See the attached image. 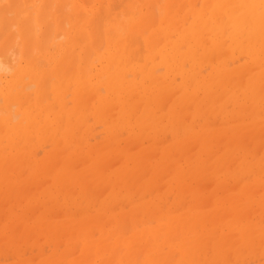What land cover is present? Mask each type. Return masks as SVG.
<instances>
[{"label":"bare ground","instance_id":"1","mask_svg":"<svg viewBox=\"0 0 264 264\" xmlns=\"http://www.w3.org/2000/svg\"><path fill=\"white\" fill-rule=\"evenodd\" d=\"M95 1H98V2H101L104 4V14H102V16H100V13H96V15H95V13L90 10V12H92L91 17H90V14L84 13L87 11H83V10H85L84 8H86V7L92 8V4ZM120 1L125 2L126 0L125 1L120 0ZM198 1L199 0H167V2L165 3V5L163 7V10H160L159 17H161V18L158 19L157 16L154 15L153 13L151 15V12H152L151 10L153 9V7L151 5H149V3H145V4L141 5V4H138V0H130L129 3L127 0V3L125 4V6H122L120 8L121 10H124V11H121V12H123L122 15H125L127 13V18L125 20L123 18V20H124L123 21V20H120L122 18L119 19V16L120 17H122V16L119 15L118 12L116 13L118 5H117L116 10H115L114 0H0V129L2 130V134H3L2 137L0 135V139L2 138V142H3L4 138H5V140H8L9 143L14 142L15 143V144L13 143L14 146L10 147V149L15 148L16 145L20 144L21 140L26 139V138L23 139L22 137H24L25 135L27 136V134L31 133L32 131H33L32 132V134H33L35 131L38 130L37 128L41 127L45 132L48 130V127H49V129H51V127L48 126L49 123H51V122L52 123L55 122V124H53V126H52L53 128L56 127V125H58V128H63L65 126H66V128H70L67 125L69 124L68 122H70V119H71V123L69 126H71L72 124L76 125V126L72 125L73 127L71 126V128L69 129V133H68V131L64 132V136L61 139L62 140L64 139L65 142H67L68 140H66V136L70 137V135H71V137L73 139L67 138V139H70V141L72 140L71 142L68 141L70 143V146L68 148L69 149H72L70 147H73V148L77 147V148L75 150L74 149H72V150L68 149V151H71V152L67 153L68 157L67 158L65 157L66 159H64V158L62 159V157H64V156L58 155L59 157L62 156L60 158L57 157L59 160H61V161L63 160V162H61L62 166L60 165V167L59 166L53 167L51 169V171H53V172H51V174L54 176L55 174H53V173H55V171H57V174H60L61 171H62V173L60 176H58L57 174L55 175L59 179H57L56 177H53V176H52L53 178L49 177V179L52 180V182H56V181L59 182V180L61 182V180H62V182L64 183V181L67 182V179H66L67 177H69V178L71 177L72 179L74 178L73 181H75V180H77L76 178L80 177L79 171L81 169H85V168L91 169V170L93 169L92 171L95 170V173L98 174L99 173L98 172V170H99L98 166H96L95 168L94 167L90 168L91 165L87 164L89 166V167H87V165L85 164V162H86L85 160L89 161V159L92 158V155L90 152H89L90 153L89 156H91V157H88L86 155L83 156V154H82V158L83 157L85 158V159H83V161H85V162H83L82 165L84 166V164H85L86 167L85 166H84V168H83V166H82V168L80 167L81 169L78 170V173H76V172L74 173L72 171L70 165L73 162L71 163L69 161L71 159H68L69 156L70 157H72L73 155L77 156V153L80 151H83V153L85 152L84 149L79 150L80 148H82L80 146L81 145L84 146V144L80 143L81 142L80 140H82V139L79 140V137H78L79 133L78 132H80V135H82L81 133L84 131L86 132L88 128H86V127L83 128V125H85V124H81L82 127H79L78 129L83 128L85 130L84 131H83V129L80 131L77 130L75 133L76 137H75L73 131H75L74 129H77L76 127H77V124L79 123V121L81 122L83 118H86L88 120V118L91 117V116L87 117V115H90V113L88 114L87 112H85L88 110L90 112H92V110L89 109L90 106L89 107L87 106V108H86V106H84V105H87V104L92 105L94 103L95 106L94 105H92V106L96 110H94L91 106V108L93 109V112L95 111L94 114H96V112L102 113V115H99L101 118L98 116L99 117L98 122L100 120V124L103 123L104 118L105 119H106V117L111 118L114 111L113 112L111 111L112 113H110L108 115L107 114L108 110L109 111H110V109L113 110L116 107V109H118V110L117 111L115 110V113L113 115V119L115 121L112 119L113 120V121L111 120L112 124H113V122H116V120H118L117 122H119V125H121L120 122L122 120L123 122H125L123 127H125V125L127 123V124H129L127 126L130 127V130H134L135 128H137L138 135H137V132L136 133L134 132L136 135L135 138H137V137L139 138V136H141V135H139V133L141 134V131H140L141 129L143 130V135H145V134L147 135L148 131L151 132V134H153V133L159 131V129H160V131H164L163 128L165 127L166 124H169V127L165 128L166 132L169 131L170 133H172V131H174L176 133V132L181 131V133H178V134L174 133V135H176V142L178 143L177 148H171V147L169 148V146H166V145L161 146V148H157L158 150L156 152H154L155 154H157L155 156V158H156L155 160H154V158H152L153 157L152 155L149 156L150 158L153 159L152 162L155 161V162H153L154 165H151L152 163L149 161L151 159L148 157V155H145L144 151H143L144 154L140 155L139 152H142L141 150H143V149H141L139 147V145H137L138 149L136 147V149L138 150V151H136L137 153L134 152L133 154H132L133 151L131 153H130V151L129 152L126 151L127 152V154H126L125 150L119 149L122 151L120 153H122V154L124 153L125 156L122 157V155L119 153L120 156L117 158H119L121 161H123L124 165L118 159V161L121 162L120 166H122V167L119 166V169L118 170L116 169V172L118 171L117 173L115 171H114V173H112V172L111 173H112V176L116 175V177L113 176V178H115V180L117 178V180L119 181V179H120V181L117 182V180L115 181L114 179L110 178V182H108L107 179L105 181L103 179V181L101 183H106V184H104V186L109 185V184H107V182L112 184L111 180H114L115 182H117V184L114 181H113L114 182L113 184L118 185V186L120 185V187L115 186L113 184H112V186L121 188L122 187L121 184L125 183L124 177L129 176L128 177L129 179L126 178V179H128V180H126V183L129 182V183H127V188L129 187V189H130V187H132V185L134 184L132 177L134 179L136 177V175L140 176V174H138V173H141L140 171H142V169L147 170L146 172H147L149 178L151 179V177H152L153 179H151V180H153V181H158L160 178L159 177L160 174H161V176L163 174L167 175L168 170H169L170 175L168 174L166 178L168 179L169 176H171V177L173 176L171 180L170 179L166 180L168 182L169 187L172 186L170 181H172L173 184L176 183L174 185L178 186L179 185L178 183L181 182L180 181L181 179H179L178 181H174L173 179H175V180L178 179L183 168L180 167L181 165L179 163H177L178 161H176V162L173 161L174 156H168V154L170 151H173V149L175 151L177 150V153H181L182 151L187 150L188 146L190 148V144H195V142H197V143L199 142V150L197 149V151L195 153V157L192 160L189 158H184V160H185L184 163L186 162V160L187 161L189 160L188 164H185V165H187V169L189 168L190 173H192V172L194 173L193 175L196 178H198V179L200 178V180H201V178L202 179L207 178L206 173H207L208 169H211L210 172L212 171V175L214 177L212 176L210 178L213 180V183H214V181L218 182V180H219V182L216 184L218 187V184L221 185L223 183V181L224 182L227 181L226 179H228L229 177H233V178H229V180L234 179L233 181L234 182L237 181L236 183L239 186L241 185L242 180H244L243 179L244 177L246 178V177L250 176L248 178H250V179L253 178V181H254V178H257L258 177L257 175H259V174L260 175L262 174L261 176L264 177V153H261L264 151H260L257 148H256L257 149L256 150L255 149L256 145L253 147V149H251V151L250 150H244L245 148H243L241 146L242 144L240 142L241 145L235 144L234 147L230 146L231 148H233V152H232V150H230L231 149L230 147H227V149L230 148L229 150L231 151V153L229 152V150L228 151L226 150L227 152L223 153V151H222L221 152L222 154H215V152L211 149V145H212V142H214L213 139H215V136L217 134L216 129L212 133L210 132L211 134H210L209 138H211V139L213 138L212 139L213 141H212L211 139H209L207 137H205V138L203 137L204 138L203 139V138H201L202 136L201 137L196 136L199 133H197L196 135H193V132L188 128V126L184 127V126H182L183 125L182 123H181L182 124L181 125V124H179L180 122L177 121V119H180V114H181V118H182L180 121H183L184 116L188 115L187 117L190 118L189 116L192 115V117H193L196 115V113L199 114L202 111L205 112L202 116V118L204 117V119H205L206 116H204V115H206L209 112L211 114L213 111L219 112V109L224 108V106L226 105V102L228 101V102H230V104L228 103V105L230 107L232 106L231 107L232 111H230V113H232V114L234 113V116H236L237 119H240V121H241V120L245 119L246 117L249 118V119L246 118V120H248V121H246V120L245 121L247 122V125L249 124L248 125L249 127L252 125L253 129H250V131H251V133L253 132V135L255 133H257V131L261 130L260 127H264V125H261V124H264V121H261L260 124H258V127H256L257 124H255L257 121L254 122V120H256V119H258V122H259L260 119L262 117H264V115H262L264 113H260L262 108H264V107H262V104H264V0H200L199 6H197ZM176 3L178 4L179 11L183 10V13L180 11V13H182L183 16L180 13H177V14H179V16H177L175 18L174 15H176V12L178 11V7H176L177 11L175 10L173 12L172 10H174ZM115 4H117L116 1H115ZM180 8H182V9H180ZM33 14H35L34 15V21L41 20V25L37 24L39 27L38 29L41 30L40 34H38L39 30L37 29V27H33L34 26L33 24L31 26V22L33 20L32 19ZM85 14L88 15V17ZM92 15H94V16H92ZM180 15H181V18H180ZM98 16H100V17L98 18ZM151 16L153 18H155L156 21L158 20L157 23L155 20H153L151 18ZM100 18H101V21L105 23L104 25H107V27L104 29H101L96 24V23H98ZM149 19H150V21H149ZM146 21H147L148 25L150 26V29H148V32H147V30H144L143 32L139 33V29H140L141 25L143 23H145ZM154 21H155V23H154ZM152 23H154V24H152ZM49 25H50V27H49ZM88 27H90V29L91 30L93 29V30L92 31L90 29L88 30ZM114 30H116L118 32L112 35L111 31H114ZM145 32H147V34H145ZM175 34H176V37L171 40V37L174 36ZM108 38H110V39H108ZM159 38L162 39V41ZM141 42L143 43V45L141 44ZM162 42H165V43H163L161 45V47L158 48V46L156 44H159ZM82 44L86 45L87 47L83 45L84 48L81 51V55L82 54L83 55L82 56L80 54L79 55L81 58H83L85 60L82 59L83 60L82 61L80 59V61H82V63H80V61L78 63H76L77 61L75 59L77 57H75V55L77 54L76 53L77 49H80L82 47ZM140 45L144 46V50H141L143 47L140 48L141 47ZM166 45L169 46L170 52H168L169 49L167 48ZM145 47H146V49H145ZM181 47H183V49L184 48L185 49L187 48V49L186 50L184 49L185 51L182 52ZM137 48H139L140 54L142 52H145V51L148 53L147 56L145 57L144 63H142L141 65L136 64V60H137L136 57H138V54L135 55V53L138 52V51H136ZM165 49H167V51ZM179 49L182 53L179 52ZM164 50L166 52H164ZM87 51H89V54H90V52L92 54L96 53L97 54L96 58H98L101 61L106 63L105 65L107 67L102 68L101 67L102 63H99L100 60H96V62H95V63H98L99 64L98 66H100L102 68L103 76L104 75L106 76V79L102 80V83L105 86L106 91H107L106 93L110 94L112 96V98H114L115 102L111 101L112 98L107 99L108 95L102 96L98 92H96L95 86L98 85L99 83L98 82L95 83V82L91 81L93 74L91 75V74L87 73V75H89V76H87L85 74V66H83V64L85 65V64L89 63L88 59L90 58V55H91V54L89 55ZM197 51H198V53H197ZM226 51H227V53H226ZM234 51H235V54H236V51L237 52L239 51L238 52L239 54L237 53V55H241V56L244 55L242 53L246 52L245 55L247 56L249 61H247V58H246L245 62H243L241 60L243 63L239 60L238 63L239 62H241V63L238 64V66H237V62L233 63L238 59L237 55H236V57H235V54L232 56ZM156 52L162 56L163 60H160V62L163 61L166 68H168L167 70H169V68H171V70H173L172 67L174 65L176 70H178L181 73V75H180V73H179V75L183 79L190 78L189 80L192 82H195V84L197 86H195L194 83H193L194 85H192L191 82L188 81L189 89H190L191 85L194 88L191 87L190 90H186L185 88H187L188 86L186 85V87H185V85H184L185 81H182L183 79H181V81L183 83L180 80H179L180 82H177L178 77L176 78L177 84H175V82H174L175 85L172 86L171 82L173 83V80H175L174 77H176V75L174 73L172 74V75H175V76H172L173 80L167 79L168 81L165 82L163 75H161L159 77H161L160 79H162V78L163 79L158 81L159 77L156 79V77L154 76V73H153V67H155V66H153V63H154L153 60H155L153 57H156L154 55ZM179 53H181V56L186 57V61L191 60L194 62L197 59V57L207 59V61L210 64L206 60H203L204 62H202L201 64L206 62V64H205L206 67H207V64L209 65V67L213 65V69H212V67L210 69H209V67L207 68L208 71L212 70L211 73H213V74L208 72L209 74H207L208 75V77H207L206 72H203V70L205 71L206 68L203 69L204 67L202 68L201 67L202 65H200V63H196L198 65L197 71L200 68L199 71L202 75L205 73V75L207 77L206 80L202 79V78H204L205 75L202 77L200 76L199 79L197 78L200 75L198 73L199 71L198 72L196 71V74H198V76H196V75L191 76V75H194V72L191 75L182 74L183 73V71L181 72V69H183L182 64H181V62H179V59L177 58V55H176ZM223 54L226 56L228 54L227 59L231 55V57H233L234 61L232 62L230 59H228L229 62H226ZM83 56H85V57H83ZM88 56H89V58H88ZM208 56H209V58H208ZM139 57H140V59L142 58L141 56H139ZM139 57H138V59H139ZM213 57H214L213 63L215 62V64L212 63V65H211L210 59L211 58L213 59ZM199 58L196 61L202 60ZM235 58H237V59L235 60ZM140 59L138 61H140ZM85 61H87V62H85ZM230 62L232 65L236 64L235 67L232 68L231 67L232 65L230 64V68L229 67L227 68V66H229V64H227V63H230ZM69 64H70V67H69ZM72 64L75 67L74 72H72V69H71V66L73 67ZM186 64H187V62H186ZM90 65L93 66L94 64L92 63ZM158 66H161V64L156 65L155 68L157 69ZM191 66H193V65H191ZM66 68H68V69H66ZM155 68H154V70H156ZM175 68H174V71H175ZM69 69H70L69 76H72V75L73 76L70 78H67L65 76V74L67 71H69ZM191 69H194V68L191 67ZM191 69H189V70H191ZM201 69H203V70L201 71ZM157 70H159V69H157ZM171 70H169V74H171ZM192 71H194V70H192ZM175 73L177 74L176 71H175ZM129 74H133L134 76H136L135 78L140 77L139 78L140 83H141V79H142V82H146L145 79L147 78V80H148L147 83L148 84L150 82L152 83V89L150 90L149 88L151 86L148 88V85H147L146 86L147 89L144 88V89L139 90L138 88L140 86L139 87H136V86L141 85L142 83L138 84L137 81H134L135 80L134 77H132L134 80H127V75H129ZM210 74L212 76L211 78H209ZM100 77H102V76H100ZM165 77L166 78L170 77V76L168 77V72H167V75H165ZM186 77H188V78H186ZM208 78H209V80H207ZM25 79L28 80V82L27 81L24 82ZM143 79H144V81H143ZM168 82H170V83H168ZM186 82H187V80H186ZM188 83H186V84H188ZM225 85H227L228 88L231 85V88H229V90H227L228 88L225 87ZM32 86L34 89L28 90L29 88H32ZM100 86L101 85L97 86V88L99 87L98 89L102 91V87L100 89ZM174 86L176 89H179L178 90L179 93H178V91L176 92ZM182 87L184 89H181ZM195 88L197 89L196 90L197 92L199 91L198 88H200L201 91H199V92L201 94H203L201 101H198V99L196 100V98L198 97V96L196 97V95H198V94H196ZM215 88L218 90H216ZM68 91L70 93H73V95H74L71 98V99L75 100V102H73V104L75 105V103L77 102L75 105L74 111H72L73 112L72 114H71L70 107L68 108V109H70V112L67 109H65L67 107L65 105L66 104L65 102H68V101H66V99H63L66 97V95H67L66 92H68ZM174 91L178 96L174 93ZM193 91L195 92V94ZM47 93L52 95V98L54 99V101L51 100L52 103L55 102L53 104H55L56 106L59 105V106H57L59 108V110L56 109V107H55V111L57 110V113H54L55 118H53L51 116L53 121H52V119L50 121H48L50 119V118L48 119V117L50 116V111H53L54 106L49 101L50 99L49 100L47 99V97H48V96H46ZM65 93H66V95H65ZM30 94H34L35 96H30ZM171 94H173L172 96H175L176 99L178 97V100L180 101V105L178 104L176 107H179V106L182 108L186 107L185 108V110H186V109L190 108L189 104L190 105L192 103L197 104L199 102L201 105H202V103L207 104L206 107L209 111L206 108H201V107L197 108L198 105L197 106L195 105L196 106L195 107V106H193L194 104H192V107H191V108L194 107L193 108L194 112L192 111V113L190 112L191 109H189V112L188 111L186 112V111L182 110V108H180V107L177 109L172 108V107H174V106H172V104L174 102H171V105L168 104L170 101L167 103L169 98L174 100V98L171 96ZM216 95H218V96L215 97ZM81 99L83 100V102ZM64 100H65V102H64ZM88 101H90V103ZM164 101H166V104L163 103ZM206 101H207V103H206ZM47 102H49V103H47ZM176 102L174 103L175 105H176ZM80 103H81V105L86 103V104L81 106V108H84L83 109L84 111L80 108ZM162 104H163L164 108H167V106H166L167 104L170 105V107L168 106L169 111L167 109H163ZM213 104H215V106L217 105L216 106L217 108L216 107L213 108L214 107ZM186 105L188 106V108ZM208 105H210V108ZM221 105H223V107ZM12 107L17 108V112H16L17 114H13ZM135 108H139V109H136L137 112H136V110L134 111V112H136L135 114H137V113L138 114L136 117H134L135 114H133L132 115L133 118L132 117L131 118H132V121L134 123L135 122L136 123L133 124V122L127 118L126 119L129 122L128 121L126 122V120L123 119L124 118L123 115L126 113L125 117H128L132 113V112L130 113V111H133ZM170 108H172V110H174V111L177 110L178 112L172 113V110ZM79 109H81V111H79ZM212 109H214V110L212 111ZM76 110H78V112H80V114L77 112L79 114V116L75 118L73 114H76ZM102 110H103V112L105 110H107L106 111L107 113L105 112L106 114H104L102 112ZM181 110L184 111V113L182 112L183 115L181 113ZM221 110L220 111L223 112V111H225V108L221 109ZM255 110H257V113ZM118 111H121L120 113L122 114V112H123L124 114H122V115L119 114L116 117L117 118L116 119L115 115L119 113ZM156 111H159V114H158V112L156 113ZM253 111H255V113H256L255 115H254ZM81 112L83 114H85V113H87V114L83 115V114H81ZM164 112H166V114ZM185 112H186V114H185ZM221 112H219V113L224 114L226 111L223 113H221ZM94 114H92L93 118L95 120H97L95 118ZM162 114L163 115L165 114L166 117L169 115L172 116V118L171 117L170 118L175 120V122L172 120L171 123L170 122L167 123L166 119H163L165 116L163 117ZM175 114L177 115V117L178 116L179 117L175 118V116H176ZM227 114H225V115H227ZM51 115H53L52 112H51ZM71 115H73L75 120L72 117L69 118V116H71ZM81 115L84 117L80 118ZM256 116H258V118ZM17 117L20 119H15ZM96 117H97V115H96ZM238 117H240V118H238ZM243 117H245V118H243ZM58 118L60 121L58 120ZM110 118H108V119L110 120ZM56 119L59 121V123H57L58 121ZM61 119H63L64 124H66V121H67V124L62 126L61 125L62 123L60 124V122L62 121ZM161 119L165 120L164 121L165 123L162 124ZM72 120H74V121H72ZM158 120H161V121H159L161 123L159 125V128L156 125V124H158L157 123ZM13 121H15V122H13ZM84 121H85V119H84ZM106 122L109 124L108 121H106ZM130 122H132L133 126L134 127L136 126V127L132 128L131 127L132 124ZM173 122L174 123L178 122V123L174 125V124H172ZM52 123L50 125H52ZM108 124H106V126H104V128H109V127H107ZM116 124L117 123L113 124V126L109 125L110 128H112V131H113L114 125H116ZM162 125H164V127ZM180 125L182 126V128L184 130L183 129L180 130V128H179ZM259 125H260V127H259ZM127 126L125 128H127ZM171 126H175V127H172V128H174V130H172ZM58 128L56 127L57 130H54V129L53 130L59 131ZM72 128H74V129L72 130ZM185 128L188 130H186ZM166 129H168V131ZM223 129H225V128H223ZM262 129H264V128H262ZM66 130H68V129H66ZM105 130L107 131V129H105ZM128 130H129V128H128ZM204 130L207 133H209V131H211V129H209V131H208V129H204ZM39 131L43 132V131H41V129ZM135 131H136V129H135ZM72 132H73V134H70ZM110 132H111V129H110ZM110 132H108L109 134L107 133V135L112 134L110 136L113 137V135H114L113 132L112 133H110ZM47 133H48L47 135H49L50 138L46 135V133H44L45 135L43 133H41L42 136L40 139L39 136L41 134L39 133V136H38L39 139H36L38 142L34 140L35 136L33 137L31 135V137H33L32 139L34 140V142L32 140L31 143L33 145H35L34 143L37 142L38 144L36 143V145L38 146L39 142H40V144L42 142H44V141H41L43 139L44 140L48 139V141H53V139H55L57 141L58 139H60L59 138L60 134L57 135L59 132L57 134H55L53 131L51 132L52 134H49L50 132H47ZM53 133L55 134L54 136H52ZM214 133H216V134H214ZM35 134H38V131ZM35 134H33V135H35ZM129 134H130V136L133 135V133H129ZM129 134H128V136H129ZM155 134L157 135L158 133H155ZM155 134H153V135L149 134V135L152 136V138L154 137L153 139L157 140L158 137ZM73 135H74V137H73ZM116 135L117 134H115V136H114V137H116V139H114V140L117 141V137H119V134H118V136H116ZM212 135H214V136H212ZM220 135H221V133H220ZM220 135H218V140H220ZM253 135H252V140L255 141L256 138ZM51 137H53V138H51ZM57 137H58V139H57ZM107 137L109 138V136H107ZM111 137L109 139H111ZM155 137H157V138H155ZM16 138L18 139V141L16 140ZM29 139H31L30 136H29ZM29 139L27 138L26 141ZM14 140H16V142ZM73 140L76 143L78 141L79 144L78 143L72 144ZM138 140H141V139H138ZM152 140L150 138L149 141L152 142ZM56 141H54V143ZM158 141H159V139L157 140V142ZM215 141H217V139H215ZM235 141H236V139H235ZM68 142H67V144H69ZM258 142L259 141H256L255 143H258ZM26 143H30V141L29 142L27 141ZM134 143H136V142H134ZM153 143H154V141H153ZM158 143H160V141ZM227 143L228 142H226L225 144H227ZM0 144L3 145L5 143H0ZM7 146H9V145H7ZM7 146H4V147L1 146L0 147V164H1V161L3 160L2 166L0 165V177H1L0 181H2V182H0V184L5 185V187H4L5 189L8 186V183H9V185L12 184L10 182V180L12 181L11 178H13L12 171H11V168L12 169L14 168L11 165L13 162L16 164V166H15V164L13 163V166H15L17 168V170L14 168L15 169L14 171H17V172L19 171L18 172L19 174H20L21 169L22 170L28 169V171H30V173H32V175L33 174L38 175L37 174L38 172H40L41 170L42 171L44 170L42 167H41V169L38 167L40 169V171L36 172L38 168L36 170L34 168H36L35 166L39 165V163L35 164L33 166L34 168L31 166L32 164L30 165L31 167L27 166V165H29V163H26V159H27L28 155L30 154V151H31L30 147L28 148V150L26 149V152H24L27 155V157L24 158L25 154H23V151L19 150V149H21V146L20 147L17 146L18 149L16 147L15 148V150L17 149L16 151L14 149H12L14 151V153L18 152V150H19V154L17 153V155H16V153H15V155H14V153H13V154L9 155L10 157L5 155L6 153H4V151L6 149L8 150ZM22 146H23V144H22ZM37 146H36V148H37ZM26 147H28V145ZM38 147H40V145ZM183 147L185 148V150H182ZM4 148H6V149H4ZM25 148H23V149H25ZM36 148H34V149H36ZM139 148L141 149L140 151H139ZM239 149H240V151H239ZM179 150H181V152ZM72 151L73 152L76 151V154L73 153ZM257 151H258V153H257ZM8 152H9V150H8ZM102 152H105V151H102ZM108 152L109 151H107V153ZM239 152L240 153L242 152V153L240 154ZM21 153L24 156H21L19 158L18 156ZM71 153L73 154L72 156H71ZM107 153H105V154L107 155ZM129 153L132 155H130ZM235 153H238L241 156L238 157L239 155L237 154V156L234 158V156L236 155ZM87 154H88V151H87ZM34 155H36V153ZM128 155H130V156L128 157ZM94 156H95V160L93 159V161H89V162L93 165L94 164L97 165L96 160L98 159L97 158L98 156H97V154H95ZM176 156H177V154H176ZM13 157H14V160L17 159L16 160L17 162H15L13 159L9 160ZM230 157L232 158L233 161L236 160L235 164H233L234 166L232 165L233 167H231V169L228 168L229 167L228 161L230 162V164H232L231 163L232 160ZM247 157L252 158L253 161H251V159L248 160ZM29 158L31 159V155L29 156ZM34 158H35V156H34ZM22 159H24L25 161L23 162ZM130 159L132 161L131 164L133 163L132 166L130 164L131 167L128 166L129 164L127 165V160L129 161ZM145 159H147V161ZM36 160L34 163L41 160V158L39 160L38 159H36ZM140 160H145L147 162L143 168L140 165ZM177 160H179V159H177ZM41 161L43 162V160H41ZM71 161H73V159ZM21 162L23 164H20ZM27 162H29V160ZM8 163H11L10 164L11 168H9L10 165H8ZM51 163L52 162H50V161L47 162V164H48L47 167L43 164L41 166H44V168H46V170H47V169H49V167H52L51 165H54ZM129 163H130V161H129ZM149 163H151V164H149ZM226 163H227V165H226ZM17 164L19 167L17 166ZM40 164H41V162H40ZM22 165H24V166H22ZM65 165H69V167H64ZM4 166L6 169L8 168L10 170H8V169L6 170L4 168ZM25 166H27V167H25ZM23 167H25V168H23ZM147 167H148V169H146ZM30 168L34 169L36 173H34V170H30ZM96 168H97V170H96ZM120 168H121V171H120ZM236 169L239 171V173H238L239 175L235 174ZM252 169L255 171V173L253 172L255 174V176L251 172ZM233 170H234V172H233ZM4 171H6V172H4ZM162 171H163V173H161ZM23 172H24V170H23ZM120 172H121V175L123 176V178L121 175H119ZM170 172H172V173H170ZM249 172L251 173L250 175H249ZM30 173L28 174V178L26 177L27 181L29 180L30 177L32 179H35L37 177V176L34 177V175L32 177L30 175ZM66 173L68 176L64 175ZM221 173H225L224 174L225 176H223V174H222V177L224 178V180H222L223 179L222 177L220 178ZM232 173H234L233 176H231ZM22 174H24V173H21L20 175H22ZM69 174L73 175V176L75 175L76 177L70 176ZM100 174L101 175H99V176H101V177L102 176H105L106 178L110 177L109 175L102 173V171L100 172ZM227 174H228V178L225 179ZM240 174H242V175L244 174L243 176L241 175L242 180L240 178ZM245 174L246 175L248 174V175L246 176ZM5 175L11 177L9 179L8 183H7V180L9 177L7 178V176H6L5 178H7V179L3 180V177ZM117 175H118V177L119 176L120 177L118 178ZM176 175H178V176H176ZM218 175H219V177H218L219 179H216V177ZM252 175H253V177H252ZM260 175H259V177H260ZM64 176H67V177H64ZM14 177H17V176L14 175ZM20 178H18V179H20ZM31 178H30V180H32ZM61 178H64L66 180L63 181V179H61ZM71 178L68 180L69 182L70 181L72 182ZM154 178L155 179L158 178V179L154 180ZM214 178L216 180H214ZM239 178L241 180V181L239 180L240 182H238V180L235 181V179H239ZM54 179L56 181H54ZM220 179L222 180V183H220V181H221ZM14 180H15V178H14ZM16 180H15V182L19 181V180L18 181H16ZM24 180H25V178H24ZM79 180L80 179H78L76 181V183L80 182ZM131 180H132V182L130 183ZM4 181H6V183ZM122 181H123V183H122ZM31 182H33V181H31ZM147 182H149V181H147ZM255 182L256 183H253V185L250 182V185H251L250 187H252V186L254 187L255 184H258L259 181H257V179H256ZM262 182H264V181H262ZM22 183H24V182H22ZM19 184H21V182L18 183V186H19ZM25 184H26V182H25ZM69 184H71V183H69ZM148 184H150V183H148ZM225 184L227 185L226 182H225ZM225 184H222V186H219L218 189H223ZM16 185L17 184H15L14 187H18ZM64 185H66V184L64 183ZM77 185H78V183H77ZM237 185L235 186V188L237 187ZM247 185L249 186V184H245V186H247ZM261 185H264V184L261 183ZM46 186L47 185H45L44 187H46ZM97 186H102V185H100V183H99V185H97ZM181 186L179 185L178 187L181 188ZM196 186H195V189L197 188ZM239 186L237 188H239ZM14 187L9 188V186H8L9 189L7 188L8 189L6 191L7 194H8L9 190L14 189L13 191H16V189ZM115 187H113V189H111V194L115 193V191H114ZM214 187H215V184H214ZM217 187H215L216 190H217ZM73 188H75V187H73ZM122 188L125 189L126 186H125V188L124 187H122ZM242 188H243V186L241 185L242 191H244V189H246V188H244V189H242ZM182 189H183V187H182ZM188 189L186 191H188ZM96 191H94L93 194H96L99 192V191L98 192H96ZM179 192H180V190H179ZM191 192H189L191 199H194V204H193L191 209L194 208L196 211V208H198L197 211L199 212V209L202 208V207H199L197 205V203H199V201H198L199 197H198V199H196L197 198L196 194L194 192L193 193H191ZM9 194H12V191ZM14 194L16 195V192ZM14 194L8 195V196H13ZM68 194H71V193H67V195ZM92 196L94 198L96 197V195L95 196L92 195ZM194 196H196V198H193ZM89 197H87V200L85 201L86 202L85 208L87 207L89 202L92 204H96V202H97L96 199L91 197V195ZM257 199H254V202H256ZM73 200H70V201H73ZM191 201L193 202V200H191ZM196 201H197V203H196ZM258 201H259V199H258ZM261 202L264 203V200H261ZM256 203L261 205V206H264V204H260V201L256 202ZM239 206H241V205L240 204L236 205V207H235V209H233V211L235 210L234 212H237V213L239 212V211H236L237 209L242 211ZM243 206H244V204H243ZM218 208H220V207L218 206ZM218 208L214 209L216 211L215 212L216 214L214 213L213 215H217L218 213H219V215H221L220 214L221 211ZM142 209H144V208H142ZM194 209H193V211H194ZM193 211L189 210L190 213ZM262 211H264V210H262ZM239 213H238V215H239ZM261 213H264V212H261ZM10 214H11V212H10ZM191 215H192V213H191ZM199 215H200V213H197V215L194 214V216H197V217H199ZM230 217H231L230 219L228 217V220L231 221V219L233 218L231 221L233 224L234 218H236L238 216L233 214V216H230ZM259 217H260V215H259ZM111 218L112 219H109L110 222L114 221L113 219H116L117 217H114V218L111 217ZM192 218L194 219V217H192ZM225 219H227V218H225ZM249 219H251V218H249ZM191 221H192V219H191ZM193 221L195 222V225L193 226L192 229H194L195 226L197 227L196 224H198L197 222H199L198 218L196 220H193ZM250 221H247V222H250ZM239 222L236 219L235 224H233V226H235V228L238 227L237 225L239 224ZM251 222H250V224L247 225L249 227L252 226L251 229H248V227H247V229H245V228L243 229L242 227H240V228H242L241 230L244 234L241 232V230H237L238 232L241 233V235H240V233H237L234 230L235 228L234 227L232 228V226H231V228L226 230L227 232H224L223 234H217L219 236V239H220V240L218 239L217 242L219 243V241H220V243L218 244V247L215 246V245H217L216 244L217 242L214 244L215 247L210 246V248H209V246H208L207 249L209 248V250H210L209 252L211 254L208 252L206 256H205V253L208 250H206L205 248L203 250V245L205 246V244H203V241H206L210 237L211 233L209 230L206 231V233H204V235L206 237H204V235L201 233L203 237H199V238H201L203 240L200 239L199 240L200 242L197 241V244H199V245L197 247L196 246L195 247L202 250V251H200V250L197 251V249L193 247V251L194 250L196 251L193 253H194V255L196 253L198 256H200L199 254H201V256L204 254V259L201 258L202 259V261H201V259H200L201 256L199 257V259H200L199 260L197 258V256L195 257L192 253L189 255V257L192 255L190 257V259L194 256L193 258H195V260L197 259L196 261H200L199 262L200 264H202V262H204V261L206 264H208L210 261H212V264H214V261H215L214 258L216 257V255L218 254L217 255L218 258L221 257V255H222L219 252V250H220L219 246L223 247L227 250L229 249V247H230V249L233 247V246H231L232 243L230 242V240L227 241L225 239V238H228L227 235L226 236L224 235L225 233L227 234V233H230L231 231H234V233L236 232L237 234H239V236H241L240 237L241 242H242V240H244L246 242L247 241L246 237L248 238V240H251V241H253V239H255V238L257 239L259 234H257L258 236L255 234L259 231L261 232L262 229H264V227H262V226H264V224H262L261 229L258 230L257 227L259 225L257 224L258 226L255 225L256 228H253V227H255L254 224H256V223H253V222L251 223ZM12 223L15 224V222H12ZM112 223H115V222H112ZM189 224H191L190 227H192V225L194 223L192 224V222H190ZM227 224H228L227 225L228 227L231 225V224L229 225V222H227ZM6 226L10 228V231H12V229H14V227L16 225L11 224L10 226H8V225H6ZM101 226L103 227L104 224H102ZM198 226H199V224H198ZM109 228L111 230H109ZM109 228H108L109 231H108L107 236L103 233V235L106 236V238H105L106 241H107L108 236L110 237V235H111L110 232H113L112 231L113 229L111 227H109ZM240 228H238V229H240ZM98 229H99V232L104 231L106 233L105 228L102 229L101 227H99ZM189 229H187L188 232H190ZM231 229H233V230H231ZM4 230H6V229H4ZM106 230H107V227H106ZM219 230H222V229H219ZM252 230L253 231L255 230V231L252 232ZM149 231H152V232L150 233L147 231L148 233H150V236L147 237L146 239H149L153 235L152 237H154V236L156 237L153 239H155V242L157 243V241H159L158 240L159 237H157L156 234H153L152 229ZM163 231L164 230H160V232H162V234H163L162 238H165V242L163 241V243L166 244V243H168V241H166V238L169 237L168 235H170L171 239H173V235L168 234L169 231H168V233L166 230L164 232ZM247 232L248 233L252 232V233L248 234ZM148 233L143 232L142 236L144 235V237H146V234H148ZM79 234H80V236H79ZM101 234H102V232H101ZM262 234H264V233H260L261 237L259 236V238H264V235H262ZM74 235H78V236H74L75 239L72 242H75L76 239L79 240V242L81 241L79 249L83 248L82 252L84 254L89 252V253H87L88 255L93 253L94 251L97 252L100 248L102 249V251H104V249L110 251V249L112 250L114 248L113 249L114 253H113V251H110V252H112V254L110 256H112V255H115V253L119 254V251L122 250L124 247V245L122 243H120V241H119L120 239H118V241H119V242H117L118 245L115 243L117 241V239L114 241V244H116L115 247L113 245H111L112 244L111 242H113V241L112 240L110 241V238L108 240L109 242H107L106 245H105V241L102 242L104 239L103 240L100 239L101 243H99V246H98V244L94 242L96 239L93 241V239H94L93 237L95 235L94 233H83V234H81V232H79L78 234L75 233ZM103 235H101V236H103ZM249 235H251V236L249 237ZM253 235H255V236H253ZM199 236H200V234H199ZM144 237H142L143 239H141L143 242L146 241V239ZM195 237H197V236H195ZM222 237L224 238V241H225L224 244L223 243L221 244V242L223 241ZM242 237H243V239H242ZM253 237H255V238H253ZM5 238H7V236ZM192 238L195 239L194 237H192ZM126 239H129V238H126ZM153 239H151V240H153ZM171 239H169V242H170V245H173L174 242ZM132 240L134 242V239H132ZM132 240H127L126 243L131 242V244H133ZM162 240H164V239L160 240L161 243H158V244L155 243L156 246L158 245V248H156L155 245L152 246L151 248H154V249L156 248V250L160 249L163 246ZM187 240L189 241V239H187ZM187 240L185 242L188 245L190 243V241L187 243ZM190 240H192V239L190 238ZM193 241H191V242H193ZM244 241H243V243H244ZM12 242H13V244L15 243L14 240H12ZM98 242H99V239H98ZM139 242L140 241L134 242V246L135 247L141 246L143 244V242H140V244H139ZM195 242L193 243V245L196 244ZM8 243L10 244L9 240H8ZM82 243H83V245H82ZM94 243H95V245H94ZM103 243H104V245H103ZM229 243H230V245H229ZM243 243L241 246H245V247L248 246L247 243H244V244ZM9 244H8V246H9ZM13 244H11V245H13ZM108 244H110V246H112V248ZM119 244L123 245V246H120ZM14 245H16V244H14ZM107 245H108V247H106ZM221 245H226V246H221ZM97 246L99 249L97 248ZM102 247L103 248L105 247V248L103 249ZM119 247L122 249H120ZM126 247H127V245H126ZM172 247H170V248H172ZM239 247H240V245H237L236 248H233L234 254H237L236 251L238 250L237 251L238 255H236V256H239L241 253V252H239L240 251ZM90 248H92V249L90 250ZM106 248H108V249H106ZM127 248H125V249H127ZM130 248H131V246H130ZM173 248H175V247H173ZM173 248H172V250H174ZM217 248H218V250H217ZM55 250H57V249H55ZM148 250H150V249H148ZM205 250H206V252H205ZM181 251H182V248H181ZM185 251H186L185 255L186 254L188 255V253H190L192 251V249L190 252L187 250H185ZM199 251H200V253H197ZM215 251L218 253H216ZM110 252H109V254H110ZM122 253H123V251H122ZM55 254H53V256H55ZM109 254H108V256H109ZM163 254H160V255L153 254V255H155V256H153L150 253L151 256L149 255V257H150V259H149V257L147 256L148 255V253H147L146 254L147 258L145 256V259H148V261L151 260L150 262L152 264H160V260L163 259V257H162ZM208 254L210 255V257L211 256L212 257L210 258ZM213 254H215V255H213ZM234 254H233V256H234ZM125 255H127V254H125ZM53 256H50L51 258L48 257L49 263L53 262L52 264H60L58 262H61V264H66L67 261L69 260V262L67 264H70V263L75 264V262H74L75 259H73L71 256L70 257L67 256V258H66L65 255H62V256H64V258H66L62 261H60V260L63 257H61L60 255L58 257L56 254L55 259ZM124 257H121L123 261H124V259H123ZM189 257L188 256L186 257L187 264L189 263L188 259H187ZM154 258H156L157 260ZM50 259H53V260H50ZM109 259H111V258L109 257ZM127 259H130V256L127 255L125 258V261H127ZM184 259H185V257L182 258V260H184ZM209 259H210V261H209ZM54 260H55V263H54ZM195 260L193 259V263H196ZM63 261H64V263H63ZM118 261L119 260L117 259V262L116 261L115 262L117 264H128L132 261V259L128 260L126 263L121 262V261L118 263ZM137 261H136V264H137ZM153 261L154 262L156 261V263H153ZM157 261H158V263H157ZM47 263H48V261H47ZM181 263H182V261H181ZM193 263L190 262V264H193ZM199 263H197V264H199ZM105 264H111L110 260L108 263L106 262ZM132 264H135V263H132ZM146 264H149V262ZM183 264H184V262H183Z\"/></svg>","mask_w":264,"mask_h":264},{"label":"rangeland","instance_id":"2","mask_svg":"<svg viewBox=\"0 0 264 264\" xmlns=\"http://www.w3.org/2000/svg\"><path fill=\"white\" fill-rule=\"evenodd\" d=\"M115 1H116V3L117 4H115ZM125 1V0H124ZM129 1L130 0H128V3H129ZM200 1V0H199ZM199 1L197 2V6H199ZM120 2V3H119ZM167 2V0H138V4H141V5H143V4H145V3H149V5H151L152 7H153V9L150 11L151 12V15H152V13L154 14V15H156L157 16V18L158 19H160L161 17H159V15H160V10H163V7H164V5H165V3ZM127 3V0L125 1V2H121L120 0H114V5H115V10H116V7H117V5H118V7H117V10H116V13L118 12V14L119 15H121L122 17H120L119 15V19L120 18H122V19H120V20H123V18H124V20L127 18V13L125 14V15H122V13L123 12H121V11H124V10H121L120 8L122 7V6H125V4ZM178 3V2H177ZM176 3V6L174 7V10H172L173 12L176 10L177 11V8L176 7H178V4ZM127 6V5H126ZM150 6V7H151ZM85 10H83V11H87V12H84V13H88V14H90V17H91V13L92 12H90V10L91 11H93L94 13H95V15H96V13H100V16H102V14H104V4L103 3H101V2H98V1H95L93 4H92V8L91 7H86V8H84ZM180 9H182V8H180ZM171 11V12H172ZM178 11H179V7H178ZM176 12V15H174L175 16V18L177 17V16H179V14H177V13H180V11L179 12ZM182 13H183V10L181 11ZM93 13V14H94ZM182 13H180L181 15H182ZM175 14V13H174ZM34 15L35 14H33V20H32V22H31V26H32V24L34 25L33 27H37V29L39 28L38 27V25L37 24H40L41 25V20H38V21H34ZM86 15V14H85ZM181 15H180V18H181ZM87 17H88V15H86ZM92 16H94V15H92ZM100 16H98V18L100 17ZM183 16V15H182ZM97 18V19H98ZM151 18L153 19V20H155V18H153L152 16H151ZM156 18V19H157ZM96 19V20H97ZM178 19V18H177ZM176 19V20H177ZM88 20V19H87ZM123 20V21H124ZM152 20V21H153ZM149 21H150V19H149ZM151 21V22H152ZM156 21V20H155ZM155 21H154V23H155ZM158 21V20H157ZM157 21H156V23H157ZM154 23H152V24H154ZM101 29H104V28H106L107 27V25H104L105 23L104 22H102L101 21V18H100V20L98 21V23H96ZM49 27H50V25H49ZM90 29V27H88V30ZM148 29H150V26L148 25V23H147V21L145 22V23H143L142 25H141V27H140V29H139V33L140 32H143L144 30H147V32H148ZM39 30V29H38ZM91 30V29H90ZM93 30V29H92ZM91 30V31H92ZM39 33L38 34H40L41 33V30H39L38 31ZM118 31H116V30H114V31H111V34L113 35V34H115V33H117ZM147 32H145V34H147ZM149 34V33H148ZM105 37V36H104ZM107 37V36H106ZM161 37V36H160ZM176 37V34L174 35V36H172L171 37V40L173 39V38H175ZM108 39H110V38H108ZM160 39V38H159ZM161 41H162V39H160ZM160 42V41H159ZM163 43H165V42H162V43H159V44H156L157 46H158V48L159 47H161V45L163 44ZM141 44L143 45V43L141 42ZM84 44H82V49L80 48V49H77V56L75 55V57H77L75 60L77 61H75L76 63H78L79 61H80V59L82 60L83 58H81L80 57V55H81V51L83 50V48H84V46H86V45H84ZM142 45H140L139 47L140 48H142L141 50H144V46H142ZM168 45V44H167ZM166 45V46H167ZM87 47V46H86ZM184 47V46H183ZM183 47H181V51L182 52H184L185 50L183 49ZM167 48L169 49V51L168 52H170V48H169V46H167ZM145 49H146V47H145ZM90 50V49H89ZM102 50V49H101ZM166 51H167V49H165ZM164 50V52H166ZM93 51V50H92ZM136 51H138L137 53H135V55H137L138 54V57L139 56H141L142 58L140 59V57H139V59H140V61H138L139 59H138V57H136V64H139V65H141L142 63H144V60H145V57L147 56V52L145 51V52H142L141 54H140V50H139V48H137V50ZM180 51V49H179V52H181ZM86 52V51H85ZM88 52V54H89V51H87ZM167 52V53H168ZM181 52V53H182ZM239 52V51H238ZM237 51H236V54H235V51L233 52V54H232V56L235 54V57H236V55H237V53H238ZM94 53V52H93ZM181 53H179V54H176L177 55V58L179 59V62H181V64H182V68L183 69H181V72L183 71V73L182 74H187V75H191L193 72H194V75H191V76H198V74H196V71H197V68H198V65L196 64V63H200V65H202L201 67L203 68V69H205V71L203 70V69H201V71L203 70V72H206V75L207 74H209V73H211L212 72V70L210 71H208L207 70V68L209 67V65L207 64V67L205 66V64H206V62L205 63H203V64H201L202 62H204L203 60H206L207 61V59H203V58H199V57H197V59L199 58V59H202L201 61L200 60H198V61H189V60H187L186 61V57L185 56H181ZM197 53H198V51H197ZM226 53H227V51H226ZM241 53V52H240ZM246 53V52H245ZM245 53H242V54H244L245 55ZM80 54V55H79ZM91 54V55H90ZM90 58H89V56H88V62L89 63H87V64H83V66H85V74L87 75V73L88 74H93V77H92V79H91V81L92 82H98L99 84L98 85H96L95 86V90H96V92H98L100 95H102V96H107L108 95V97H107V99H111L112 98V96L110 95V94H107L106 92V88H105V86L103 85V83H102V80L103 79H106V76L104 75L103 76V73H102V68L103 67H107L105 64V62H103V61H101L100 59H98V58H96V53L95 54H92L91 52H90ZM146 54V55H145ZM158 53L156 52L154 55L157 57H153L155 60H153L154 61V63H153V66H155L156 67V65H160L161 64V66H158L157 67V69H159V70H157L155 67H153V73H154V76L156 77V79L159 77V76H161V75H163V77H164V80H165V82L166 81H168V80H173V77L172 76H175L176 75V77H174V79L175 80H173V83L171 82V84H172V86L173 85H175V84H177V82H180L181 81V79H183L180 75H181V73L178 71V70H176V68H175V66L173 65V67H172V69L173 70H171V68H169V70H171V74H169V70H167L168 68H166V66L164 65V63H163V61H161L160 62V60H163L162 59V56L161 55H157ZM239 54V53H238ZM83 55V54H82ZM81 55V56H82ZM85 55V54H84ZM241 56V55H237L238 56V59L237 58H235V62H233L234 61V59H233V57H231V55L229 56V58L228 59H230L233 63H236L237 62V66H238V64H240L242 61L243 62H245V60H246V58H247V56L245 55V56ZM181 56V57H180ZM223 56L225 57V61L226 62H229V60L227 59V57H228V54H227V56L226 55H224L223 54ZM83 57H85V56H83ZM211 57V56H210ZM231 57V58H230ZM208 58H209V56H208ZM87 59V58H86ZM212 59V58H211ZM210 59V62H211V65H212V63H213V61H214V57H213V59L211 60ZM233 59V60H232ZM74 60V59H73ZM83 60H85V59H83ZM82 60V61H83ZM94 62H93V61ZM96 60H100L99 61V63H102V65H101V67L100 66H98L99 64L98 63H95L96 62ZM142 60V61H141ZM241 61V62H239L238 63V61ZM82 61H80V63H82ZM247 61H249L248 60V58H247ZM85 62H87V61H85ZM98 62V61H97ZM186 62H187V64H186ZM208 62V61H207ZM242 62V63H243ZM73 63V62H72ZM79 63V64H80ZM94 64L93 66H91L90 64ZM209 63V62H208ZM247 63V62H246ZM74 64V63H73ZM72 64V65H73ZM193 65V66H191V65ZM210 64V63H209ZM213 64H215V62L213 63ZM227 64H229V66H227V68L229 67L230 68V64H231V62L230 63H227ZM226 64V65H227ZM250 64V63H249ZM77 65V64H76ZM75 65V66H76ZM82 65V64H81ZM232 65V64H231ZM235 65L236 64H233L231 67L233 68V67H235ZM148 66V65H147ZM192 68H194V69H191V67ZM69 67H70V64H69ZM87 67V68H86ZM162 67V68H161ZM212 67V69H213V65L212 66H210L209 67V69ZM77 68V67H76ZM91 68V69H90ZM154 68L156 69V70H154ZM166 68V69H165ZM174 68H175V71L177 72V74L175 73V71H174ZM231 68V69H232ZM66 69H68V68H66ZM71 69H72V72H74V69H75V67H74V65H73V67L71 66ZM95 69V70H94ZM97 69V70H96ZM189 69H191V70H189ZM200 69V68H199ZM199 69H198V71H199ZM188 70V71H187ZM192 70H194V71H192ZM90 71V72H89ZM197 71V72H198ZM69 72H70V69H69V71H67L66 72V74H65V76L67 77V78H70V77H72V76H69ZM165 72V73H164ZM167 72H168V77L169 78H166L165 77V75H167ZM187 72V73H186ZM209 72V73H208ZM100 73V74H99ZM102 73V74H101ZM164 73V74H163ZM175 74V75H172V74ZM179 73H180V75H179ZM200 75L197 77L198 79H199V77L201 76H204L205 75V73L202 75L201 73H200V71L198 72ZM74 74V73H73ZM99 74V75H98ZM211 74H213V73H211ZM211 74H210V76H209V78H211L212 76H211ZM98 75V76H97ZM206 75L204 76V78H202V79H204V80H206V78L208 77V75H207V77H206ZM87 76H89V75H87ZM100 76H102V77H100ZM65 77V78H66ZM132 77H136V76H134L133 74H129V75H127V80H134ZM178 77V79H177V82H176V78ZM66 78V79H67ZM95 78V79H94ZM140 77H137V78H135V80L134 81H137L138 82V84H141V85H138V86H136V87H139L138 89L139 90H141V89H144V88H146L147 89V85H148V88L151 90L152 89V83L150 82L149 84L147 83V78L145 79L146 80V82H142V79H141V83H140V79H139ZM161 77H159V79H158V81H160V80H162V79H160ZM186 78H188V77H186ZM194 78V77H193ZM209 78L207 79V80H209ZM168 79V80H167ZM190 78H188V79H183L182 81H185V87H186V85L188 86L187 88H185L186 90H190L191 89V87L192 88H194L192 85H194L195 84V82H192V81H190L189 80ZM180 80V81H179ZM186 80H187V82H186ZM192 80V79H191ZM25 81H27L28 82V80H24V82ZM143 81H144V79H143ZM181 81V82H182ZM188 81H190L191 82V87H190V89H189V83H188ZM174 82H175V84H174ZM145 83V84H144ZM168 83H170V82H168ZM183 83V82H182ZM186 83H188V84H186ZM194 83V84H193ZM99 85H101L100 86V89H101V87H102V91L101 90H99L98 88H97V86H99ZM181 85V84H180ZM183 85V86H184ZM171 86V87H172ZM179 86V85H178ZM182 86V85H181ZM195 86H197L196 84H195ZM229 86V85H228ZM35 87V86H34ZM225 87H227V85H225ZM174 88H175V86H174ZM173 88V89H174ZM228 88V87H227ZM229 88H231V85H230V87ZM229 88L227 89V90H229ZM31 89H34L33 88V86H32V88H29L28 90H31ZM137 89V90H138ZM181 89H184L183 87L181 88ZM199 89V91H201L200 90V88H198ZM216 89V88H215ZM226 89V88H225ZM175 90H176V92L179 90V89H176L175 88ZM197 89L195 88V91H196ZM216 90H218V89H216ZM197 92L196 91V94H198V95H196V100L198 99V101H201V99H202V97H203V94H201L200 92ZM194 92V91H193ZM66 93H67V95H66ZM65 93V95H66V97L65 98H63V99H66V101H68V102H65V100H64V102L66 103L65 105L67 106H65L66 108L65 109H67L69 112H70V109H71V114L73 113L72 111H74V109H75V105H76V103H75V105L73 104V102H75V100L74 99H71L72 98V96H74L73 95V93H70L69 91L68 92H66ZM174 93H175V91H174ZM178 93H179V91H178ZM176 94V93H175ZM174 94V95H175ZM194 94H195V92H194ZM202 96H201V95ZM50 94H48L47 93V95L46 96H48L47 97V99L51 102V104H53V103H55V102H53L52 103V101H54V99L52 98V95H50ZM64 95V96H65ZM173 94H171V96H172ZM177 95V94H176ZM200 95V96H199ZM30 96H35L34 94H30ZM178 96V95H177ZM218 95H216L215 97H217ZM173 98H174V100L173 99H170L169 98V100L167 101V103L168 104H170L171 105V102H176V105L174 104H172V106H174V107H172V108H175V109H177V108H179V107H176L178 104L180 105V101L178 100V97H177V99L175 98V96H172ZM31 98V97H30ZM29 98V99H30ZM74 98V97H73ZM200 98V99H199ZM168 99V98H167ZM31 100V99H30ZM52 100V101H51ZM73 100V101H72ZM82 100V99H81ZM47 101V100H46ZM71 101V102H70ZM111 101L113 102L114 101V98H112L111 99ZM166 101H164L163 103L164 104H166ZM197 101V102H198ZM82 102H83V100H82ZM89 103H90V101H88ZM115 102V101H114ZM47 103H49V102H47ZM199 103V102H198ZM194 104V103H192V104H194L193 106H197L198 105V107L197 108H206L207 109V104H205V103H202V105L200 104ZM206 103H207V101H206ZM228 103L230 104V102H226V105L224 106V108H225V111H223V112H225L224 114H220L219 112H221L222 110L221 109H224V108H221V109H219V112H214L213 110L214 109H212V113L210 114V112L209 113H207L206 115H204V116H206L205 117V119H204V117L202 118V116H203V114L205 113V112H201V113H196V115L195 116H193L192 117V115L191 116H189L190 118H188L187 116H184L183 117V121H180L182 118H181V114H180V119H177V121H179L180 123L179 124H181L182 126H184V127H187L188 126V128L193 132V135H196L197 133H199L198 135H196V136H198V137H201V138H205V137H207V138H209L210 137V134L213 132V131H215V129H216V133H214V134H216V136H215V139H217V141H215V139H213L214 140V142H212V145H211V149L215 152V154H222L221 152L223 151V153L224 152H227L232 146L234 147V145L235 144H237V145H241L243 148H245L244 150H250L251 151V149H253V147L255 146V149L257 148L258 150H260V151H264V129H262V128H264V127H260V125H259V127L261 128V130H259V131H257V133H255L254 135H253V132L251 133V131H250V129H253V127H252V125L249 127L248 125H247V122L246 121H248V120H246V118L245 117H243V118H245V119H243V120H241L240 121V119H237V117L236 116H234V113L232 114V113H230V111H232L231 110V107L228 105ZM262 103V102H261ZM57 104V103H56ZM72 104V105H71ZM84 104H86V103H84ZM84 104H82V105H84ZM92 104V103H91ZM96 104V103H95ZM166 105L167 106V108H164L163 107V104H162V107H163V109H167L168 111H169V109H168V106L170 107V105ZM192 104L190 105L189 104V106H190V108H188V106H187V108L188 109H186L185 110V108H182V107H180V108H182V110H184V111H188L189 112V109H191L190 110V112L192 113V111L194 110L193 108H191L192 107ZM260 104V103H259ZM81 103H80V108H81ZM92 105H94V103L92 104ZM92 105H84V106H86V108H87V106L89 107V109L90 110H92V112H90L89 110L88 111H85V112H87L88 114L90 113V115H87V117H90V118H88V120L86 119V118H83L84 116H82L81 115V117L80 118H83L82 119V121L80 122L79 121V123L77 124V129H74V128H72V130L74 129L75 131H73L74 132V135H75V133H76V131L78 130V131H80V130H82L83 128H88L87 129V131L85 132L84 130L85 129H83V131L84 132H82L81 134L82 135H80V132H78L79 134H78V137H79V140L80 139H82V140H80L81 142V144H84V146L83 145H81L80 147H82V148H80L79 150H85V152L83 153V151H80V152H78L77 153V156H75V155H73L72 153H71V156L72 157H70L69 156V158L68 159H73V161H71V160H69L72 164L70 165L71 166V169H72V171L75 173H78V170L79 169H81L82 168V164H83V162H85V164L87 165H91V167L90 168H92V167H96V166H98L99 167V170H98V174L97 173H95V170L94 171H92L91 169H87V168H85V169H81L79 172H80V177L79 178H76L77 180L78 179H80L79 181L80 182H77L78 183V185H77V183H76V181L77 180H75V181H73V179H72V182L70 181H68L70 178L69 177H67L68 175H67V173L66 174H64V175H67V176H64V177H67L66 179H67V182H65L64 180H66V179H64V178H61V179H63V181H64V183L66 184V185H64V183L62 182V180H61V182H60V180H59V182L58 181H56L55 179H54V181H56V182H52V180H50L49 179V177H51V178H53V177H56L55 175L57 174V171H55V173H53V174H55L54 176L51 174V172H53V171H51V169L53 168V167H55V166H59L60 167V165L62 166V164H61V162H63V160L61 161V160H59L58 158H60V157H62V156H64V157H62V159L64 158V159H66L68 156H67V153H69V152H71V151H68V147L70 146V143L68 142V141H70V139L72 138L71 137V135H70V137L68 136H66V140H68L67 142L69 143V144H67V142H65V140L63 141L61 138H63V136H64V132H67L68 131V133H69V129L71 128V126L73 125H71V126H69L70 125V123H71V119H70V122H68L69 124L67 125L68 127H70V128H66V126L65 127H63V128H58V125H56V127L58 128V130L59 131H54V130H57L56 129V127H52L53 126V124H55V122L54 123H52V125H50L51 123H49V125L48 126H50L51 127V129H49V127H48V130L47 131H45L44 132V130L41 128V127H39V128H37L38 130V134H35L37 131H35L33 134H35V135H33L32 134V132L31 133H29V134H27V136L25 135L24 137H22L23 139H29V136H30V138L31 139H29V140H27L28 142L30 141V143H26L27 141H26V139L25 140H21V142H20V144L19 145H16V147L17 146H21V149H19L20 151H23V154H25L24 152H26V149L28 150V148L30 147V149H31V151H30V154L28 155V157H27V155L25 154V157L24 158H26L27 157V159H26V163H29V165H27V166H30L31 164V166L33 167L35 164H38L39 163V165H37V166H35L36 168H34L35 170L39 167L40 169H41V167L44 169L43 171L41 170L40 171V169L38 168L37 169V171L36 172H38V171H40V172H38L37 174L38 175H34V177H36L35 179H32L31 177V179L32 180H30V178H29V180L27 181L26 179L28 178V174L30 173V171H28V169H23L24 170V172H23V170L21 169L20 170V174L21 173H24V174H22V175H20L17 171H14L15 169L17 170V168L15 167L16 166V164H15V166H13V163L11 164V163H8V165H12V167H14L13 169L11 168V165L9 166V168H11V171H12V175H13V178H11L10 176H7V175H5L4 177H3V180H6L8 177V180H7V183H8V181H9V179L11 178L12 179V181L10 180V182L12 183V184H10L12 187H14L15 186V184H17L16 186H18V183L19 182H21V184H19V186L18 187H14L15 189H16V191H13V190H9L10 192L12 191V194H14L15 192H16V195L14 194L13 196H8V195H12V194H9L10 192L8 191V194H7V190L9 189V188H12L10 185H9V183H8V186H9V188H8V186L6 187V189L4 188L5 187V185H2V184H0V264H48L49 263V258L48 257H50V256H53V254H57V256L59 257V255L61 256V257H63V258H61V260L60 261H62V260H64V259H66L67 258V256H71L73 259H75V264H105L106 262L108 263L109 262V260H110V262H111V264H117L116 262H117V259L119 260L118 261V263L121 261V262H124V263H126L128 260H130V259H132V263H135L136 264V261H137V264H146V263H148L149 262V264H152L150 261H148V259H145V256H146V254L148 253V257H149V255H150V253L153 255V254H157V255H160V254H163V259L162 260H160V264L162 263V264H183V262H184V264L186 263L187 264V260H186V257L188 256L189 257V255L192 253L193 255H194V253L193 252H196L195 250L193 251V247L194 248H196L199 244H197V241H199L201 238H199V237H203L202 236V234L204 235V233H206V231H210V233H211V235H210V237L206 240V241H203V244H205V246L203 245V250H204V248L206 249V250H208L207 252H206V250H205V256L207 255V253L210 251L209 250V248H210V246H213V247H215V246H217L218 247V244L220 243V241H219V243L217 242V240L219 239V236L217 235V234H223L224 232H227L226 230L227 229H229V228H231V226H232V228L234 227L235 228V226H233V224H235V221H236V219L238 220V222H239V224L237 225L238 227H236L234 230L237 232V233H240V232H238L237 230H241L242 228L244 229H247V227H248V229H251V227L252 226H247L248 224H250V222L252 221L253 223H256V224H254V226L256 225V226H258L257 228H258V230H260L261 229V225L262 224H264V213H261V212H264V211H262V210H264V206H261V205H259V204H257L256 202H259L260 201V204H264V203H262L261 202V200H264V185H261V183L262 184H264V182H262V181H264V177H262L260 174V177H259V175H257L258 177L257 178H254V181H253V178L252 179H250V178H248V177H250V176H248V177H244L243 179L244 180H242V177H241V175L242 174H240V178H241V180H242V182H241V185L243 186V188L242 189H244V188H246V189H244V191H242L241 190V185L239 186V185H237V181L236 180H238V182H240L241 180H240V178L239 179H235V181L236 182H234L233 180H229V178H233V177H229L228 178V174L226 175V177H225V179L226 178H228V179H226L227 181H225L226 183H227V185L225 184V182L223 181V183H222V180H224V178L222 177V174H223V176H225L224 174L225 173H221V176H220V178L222 177L223 179L220 181V183H222V184H225L224 185V187H223V189H218L219 188V186H222V184L220 185V184H218V187H217V183L219 182V180H218V182L217 181H214V183H213V180L210 178V177H212L213 175H212V171L210 172V170L211 169H208V171H207V173H206V175H207V178H204V179H202L201 178V180H200V178L198 179V178H196L193 174V172L192 173H190L189 171V168L187 169V165H185V164H188V161L186 160V162L184 163V158H189V159H193L194 157H195V153H196V151H197V149L199 150V142L197 143V142H195V144H190V148H189V146H188V148H187V150H185V148L183 147V149L182 150H185V151H182L181 152V150H179L181 153H177V150L175 151L174 149H173V151H170L169 152V154H168V156H174V162H176V161H178L177 163H179L181 166L180 167H182L183 169H182V172L180 173V175H179V177H178V179L177 180H175V179H173L174 181H178L179 179H181L180 181L181 182H179L178 184L181 186V188L180 187H178L177 185H174V184H176V183H172V181H170L171 182V184H172V186L171 187H169V185H168V182L166 181V180H168V179H172V177L171 176H169V178L167 179L166 177H167V175L169 174V170H168V174L167 175H165V174H163L162 176H161V174H160V178H159V180L158 181H153V180H151V179H153L152 177H151V179L149 178V176H148V174H147V170H145V169H142V171H140L141 173H138V174H140V176L139 175H136V177L133 179V177H132V180L134 181V184L132 185V187H130V189H129V187L127 188V183H129V182H127L126 183V180H128L129 178V176H125L124 177V179H125V183H123V181H122V183L123 184H121L122 185V187H124L125 188V186H126V188L125 189H123L122 187L121 188H118V187H120V185L118 186V185H115V184H113L116 180H117V178H116V180H115V178H113V176H112V173H114V171L116 172V169L118 170L119 169V166H120V163L122 162V164H123V161H121L119 158H117V157H119L120 156V154L122 155V157H124L125 155H124V153L122 154V153H120V152H122L121 150H125V152L127 151V152H129L130 151V153L132 152V154L135 152V153H137L136 151H138L137 149H138V147H137V145H139V147L141 148V149H143V150H141L140 148H139V151L141 150L142 152L144 151L145 152V155H148V157L150 156V155H152L151 157L152 158H154V160L156 159L155 158V156L157 155V154H155L154 152H156L158 149L157 148H161V146H169V148L171 147V148H177L178 147V143L176 142V135H174V131H172V133H170L169 131H168V129H166L168 132H166L165 131V128L166 127H169V124H164L165 125V127H164V125H162L164 128V131H160V129H159V131H157V132H155V133H158L157 135L155 134V133H153V134H155L157 137H158V139H159V141H160V143H158L157 142V140L156 139H153L152 138V136H150V135H153V134H151V132H149L148 131V133L150 134H148L147 133V135L145 134V135H143V130L141 129L140 131H141V134L139 133V135H141V136H139V138L137 137V138H135L136 137V135H135V133L137 132V128H135L134 126H133V124H135L133 121H132V118H133V114H135L136 112H137V110L136 109H139V108H135L133 111H130V113H131V115H127L128 117H125V115H126V113L124 114L123 112H122V114H124L123 115V119H125L126 120V122L128 121L127 119H129L130 121H132L133 122V124H132V122H130L131 124H132V128L134 127L135 129H136V131H135V129L134 130H130V127H128L127 125H129V124H127L126 123V125H125V127L127 126V128H125V127H123V125L125 124V122H123L122 120H121V125H119V122H117L118 120H116V122H113V124H115V123H117L116 125H114V127H113V131H112V128H110V126L109 125H112L113 126V124H112V121L114 120L113 119V115H114V113H115V110L117 111L118 109H116V107L113 109V110H111L110 109V111L108 110V113L106 112L107 110H105L104 112H103V110H102V112L104 113V114H110V113H112L113 111V115L111 116V118L110 117H106V121H108L109 122V124L103 119V123H101L100 124V120H99V122H98V118L100 117L99 115H102V113H97L96 112V114H94L95 113V111L93 112V109H94V107L92 106ZM224 105V104H223ZM223 105H221L222 107H223ZM53 111H50V116L48 117V121H50L51 119H52V117L53 118H55V114L54 113H57V110L55 111V107H56V109H58L59 110V108L57 107V106H59V105H55V104H53ZM78 106V105H77ZM83 106V107H84ZM91 106H92V108H91ZM95 106V105H94ZM165 106V107H166ZM195 106V107H196ZM209 106V108H210V105H208ZM212 106V105H211ZM213 108H215L216 106H215V104H213ZM70 107V109H68ZM262 107H264V104H262ZM172 108H170L171 110H172ZM217 108V107H216ZM82 110L84 109V108H81ZM81 109H79V111H81ZM162 109V110H163ZM196 109V108H195ZM261 109V108H260ZM86 110V109H85ZM94 110H96V109H94ZM136 110V112H134ZM181 110V113L183 112L184 113V111H182ZM208 110V109H207ZM206 110V111H207ZM221 110V111H220ZM228 110V111H227ZM253 110V109H252ZM12 111H13V114H17L16 112H17V108L16 107H12ZM84 111V110H83ZM112 111V112H111ZM164 111V110H163ZM162 111V112H163ZM209 111V110H208ZM217 111V110H216ZM256 111V113H257V110H255ZM255 111H253L254 112V115L256 114L255 113ZM51 112L53 113V115H51ZM78 110H76V114H73L74 115V117L76 118V117H78L79 116V114H80V112H78ZM106 112V113H105ZM119 113L118 114H116L115 115V118L120 114V115H122L120 112L121 111H118ZM134 112V113H133ZM158 112V114H159V111H156V113ZM167 112V111H166ZM166 112H164L165 114H166ZM173 112H178L177 110L176 111H174V110H172V113ZM186 112H185V114H186ZM194 112V111H193ZM223 112H221V113H223ZM252 112V113H253ZM87 113H85V114H83L82 112H81V114H83V115H86ZM183 113H182V115H183ZM190 113V114H191ZM229 115H228V114ZM260 113H264V108H262V110H261V112ZM92 114H94L95 115V118L97 119V120H95L94 118H93V115ZM138 114V113H137ZM137 114H135L134 115V117H136L137 116ZM165 114L163 115L162 114V116L164 117L165 116ZM168 114V113H167ZM178 114V113H177ZM189 114V113H188ZM202 114V115H201ZM214 114V115H213ZM218 114V115H217ZM225 114H227V115H225ZM232 116H231V115ZM73 115H71V116H69V118H73L74 119V117H73ZM96 115H97V117H96ZM176 115V114H175ZM174 115V116H175ZM179 115V114H178ZM216 115V116H215ZM236 115V114H235ZM253 115V114H252ZM251 115V116H252ZM262 115H264V114H262ZM52 116V117H51ZM99 116V117H98ZM105 116V115H104ZM241 116V115H240ZM19 117V116H18ZM15 118V119H20V118ZM86 117V116H85ZM132 117V118H131ZM162 117V118H163ZM172 118V116H165L163 119H166V122L168 123V122H170L171 123V121L173 120V119H171ZM177 117V115L175 116V118ZM179 117V116H178ZM177 117V118H178ZM210 117V118H209ZM249 117V116H248ZM257 118H258V116H256ZM101 118V117H100ZM108 118H110V120L108 119ZM127 118V119H126ZM226 118V119H225ZM238 118H240V117H238ZM14 119V120H15ZM79 119V118H78ZM84 119H85V121H84ZM113 119V120H112ZM117 119V118H116ZM120 119V118H119ZM163 119H161L162 120V124L163 123H165L164 121L165 120H163ZM170 119V120H169ZM247 119H249V118H247ZM57 120V119H56ZM58 120H59V118H58ZM57 120V121H58ZM62 121L60 122V124L62 125V126H64V125H66L67 124V121H66V124H64V121H63V119H61ZM69 120V119H68ZM75 120V119H74ZM74 120H72V121H74ZM112 120V121H111ZM124 120V121H125ZM134 120V119H133ZM161 120H158V124H156L157 125V127L159 128V125L161 124L159 121H161ZM246 120V121H245ZM18 121V120H17ZM52 121H53V119H52ZM60 121V120H59ZM59 121L57 122V123H59ZM102 121V120H101ZM115 121V120H114ZM135 121V120H134ZM174 122H175V120H173ZM257 121V122H256ZM261 121H264V117H262L261 119H260V121L258 122V119H256V120H254V122H256L255 124H257V126L256 127H258V124H260V122ZM13 122H15V121H13ZM76 122V121H75ZM105 122V123H104ZM129 122V121H128ZM172 123V124H177L178 122H176V123ZM73 123V122H72ZM42 124V123H41ZM59 124V125H60ZM81 124H85V125H83V128H81V129H78L79 127H82V125ZM106 124H108V126L107 127H109V128H104V126H106ZM178 124V125H179ZM80 125V126H79ZM180 125V130L181 129H183L182 128V126ZM261 125H264V124H261ZM55 126V125H54ZM73 126H76V125H73ZM72 126V127H73ZM61 127V126H60ZM156 127V128H157ZM172 127H175V126H171V128ZM177 127V126H176ZM68 129V130H66V129ZM124 128V129H123ZM128 128H129V130H128ZM131 128V129H132ZM139 128V127H138ZM162 128V127H161ZM178 128V129H179ZM214 128V129H213ZM223 128H225V129H223ZM41 129V131H43V132H40L39 130ZM47 129V128H46ZM105 129H107V131L105 130ZM110 129H111V132H110ZM176 129V128H175ZM186 129V128H185ZM204 129H208V131H209V129H211V131H209V133H207ZM51 130V131H50ZM61 130V131H60ZM66 130V131H65ZM172 130H174V128H172ZM184 130V129H183ZM186 130H188V129H186ZM220 130V131H219ZM227 130V131H226ZM54 132L55 134H57L58 132V134L57 135H59V138L61 139H58V137H57V141L55 140V139H53V141H48V139L47 140H41V141H44V142H42L41 144H40V142H39V145H40V147H38L37 145H36V143L38 142L36 139H41V136H42V134L41 133H46V135L48 134L47 132H50L49 134H52L51 132ZM146 131V130H145ZM151 131V130H150ZM226 131V132H225ZM63 132V133H62ZM73 132L72 133H70V134H73ZM108 132H110V133H112L113 132V137H111L110 135H112V134H110V135H107V133ZM115 132V133H114ZM135 132V133H134ZM147 132V131H146ZM211 132V133H210ZM219 132V133H218ZM0 135H1V137L3 136V134H2V130L0 129ZM39 133L41 134L40 136H39ZM53 133V135L52 136H54L55 134ZM84 133V134H83ZM129 133H133V135L132 136H130V134ZM178 133H181V131L180 132H176L175 134H178ZM220 133H221V135H220ZM11 134V133H10ZM62 134V135H61ZM109 134V133H108ZM115 134H117L116 136H118V134H119V137H117V141L116 140H114V139H116V137H114L115 136ZM128 134H129V136H128ZM31 135L34 137L35 136V138H34V140L35 141H37L36 143H34L36 146H37V148H36V146L35 145H33L32 143H31V141L33 140L32 138L33 137H31ZM45 135V134H44ZM66 135V134H65ZM74 135H73V137H74ZM109 136V138L111 137V139H109L107 136ZM135 135V136H134ZM137 135H138V132H137ZM200 135V136H199ZM218 135H220V140H218ZM252 135L256 138V140L255 141H253L252 140ZM38 136H39V138H38ZM48 137H49V135H47ZM212 136H214V135H212ZM20 137V136H19ZM44 137V136H43ZM42 137V138H43ZM75 137H76V135H75ZM157 137H155V138H157ZM4 138V137H3ZM47 138V137H46ZM50 138V137H49ZM51 138H53V137H51ZM67 138H70V139H67ZM150 138H151V140H152V142L151 141H149L150 140ZM203 138V139H204ZM206 138V139H207ZM73 139V138H72ZM77 139V138H76ZM138 139H141V140H138ZM209 139H211V138H209ZM211 139V140H212ZM235 139H236V141H235ZM4 140H5V138H4ZM3 140V142H2V138L0 139V143H5V144H3V145H1V146H7V145H9V146H7V148H8V150H9V152H8V150L6 149V148H4V149H6L5 151H4V153H6L5 155H7V156H9V155H11V154H13L14 153V151L12 150V149H14L15 150V148H11L10 149V147H12V146H14V144L12 143H9V141L8 140H5L4 141ZM16 140L18 141V139L16 138ZM16 140H14L15 142H16ZM34 140H33V142H34ZM51 140V139H50ZM75 140V139H74ZM74 140H73V142H72V144H74V143H76V142H74ZM78 140V139H77ZM112 140V141H111ZM212 140V141H213ZM25 141V142H24ZM54 141H56L55 143H54ZM72 141V140H71ZM70 141V142H71ZM153 141H154V143H153ZM199 141V140H198ZM221 141V142H220ZM235 141V142H234ZM256 141H259L258 143H255ZM261 141V142H260ZM53 142V143H52ZM134 142H136V143H134ZM157 142V143H156ZM220 142V143H219ZM226 142H228L227 144H225ZM240 142H241V144H240ZM18 143V142H17ZM23 144V146H22V144ZM26 143V144H25ZM77 143H78V141H77ZM76 143V144H77ZM197 143V144H196ZM38 144V143H37ZM79 144V143H78ZM136 144V145H135ZM28 145V147H26ZM86 145V146H85ZM229 145V146H228ZM0 146V147H1ZM26 148H25V147ZM35 146V147H34ZM231 146V147H230ZM118 147V148H117ZM136 147H137V149H136ZM227 147H230L229 149H227ZM23 148H25V149H23ZM34 148H36V149H34ZM70 148H72V149H76L75 147L73 148V147H70ZM242 148V149H243ZM17 149H18V147H17ZM16 149V150H17ZM72 149H69V150H72ZM119 149H121V150H119ZM254 149V150H255ZM256 149V150H257ZM15 150V151H16ZM19 150H18V152H15L16 153V155H17V153L19 154ZM25 150V151H24ZM36 150V151H35ZM109 151L108 153H107V151ZM227 150V151H226ZM230 150H232V152H233V148H231ZM229 150V152L231 153V151ZM13 151V152H12ZM78 151V150H77ZM87 151H88V154H87ZM102 151H105V152H102ZM117 151V152H116ZM237 151V150H236ZM239 151H240V149H239ZM12 152V153H11ZM29 152V151H28ZM27 152V153H28ZM73 152V151H72ZM91 153V155H92V158L91 159H89V161H93V159L95 160V154H97V165L96 164H91L88 160H85V161H83V159H85L84 157L82 158V154H83V156H88V157H91V156H89V154ZM103 154H102V153ZM127 152H126V154H127ZM142 152H139L140 153V155H143L144 154V152L142 153ZM254 152V151H253ZM10 153V154H9ZM15 153H14V155H15ZM36 153V155H34ZM38 153V154H37ZM73 153H75L76 154V151L75 152H73ZM86 153V154H85ZM101 153V154H100ZM105 153H107V155L105 154ZM120 153V154H119ZM129 153V154H130ZM138 153V154H139ZM240 153V152H239ZM242 153V152H241ZM240 153V154H241ZM257 153H258V151H257ZM261 153H264V152H261ZM22 154V153H21ZM19 155L18 157L20 158L21 156H24L23 154L22 155ZM79 154V155H78ZM94 154V155H93ZM132 154H130V155H132ZM155 154V155H154ZM176 154H177V156H176ZM236 155L234 156V158L237 156V154L238 153H235ZM31 155V159L29 158V156ZM58 155H62V156H58ZM66 155V156H65ZM70 155V154H69ZM130 155H128V157L130 156ZM239 155V154H238ZM34 156H35V158H34ZM37 156V157H36ZM102 156V157H101ZM241 155H239L238 157H240ZM248 156V155H247ZM10 157V156H9ZM8 157V158H9ZM17 157V156H16ZM17 157V158H18ZM58 157V158H57ZM66 157V158H65ZM87 157V158H88ZM232 157V156H231ZM230 157V158H231ZM41 158V160H43V162L41 161V160H39ZM100 158V159H99ZM150 158V157H149ZM152 158H150L151 160H149L151 163H149V164H151V165H154L153 164V162H155V161H153L152 162ZM233 158V157H232ZM232 158H231V160H232ZM14 160V157L13 158H11V159H9V160ZM36 159H38L40 162H41V164H40V162L38 161V162H36V163H34L35 162V160ZM118 159L121 161H118ZM124 159V158H123ZM177 159H179V160H177ZM247 159L248 160H250L251 159V161H253L252 160V158H250V157H247ZM17 160V159H16ZM16 160H14L15 162H17ZM21 160V159H20ZM29 160V162H27ZM146 161H147V159H145ZM145 160H140V165L142 166V168L146 165V161ZM230 160V161H231ZM235 160V159H234ZM3 161V160H2ZM2 161H1V166H2ZM22 161L24 162L25 160L24 159H22ZM33 161V162H32ZM37 161V160H36ZM52 162L51 164H54V165H51L52 167H49V169H47L46 170V168H44V166H41L42 164L43 165H45L46 167H47V162ZM99 161V162H98ZM129 161H130V163H129ZM127 160V165L128 166H130V164H131V159L130 160ZM236 161V160H235ZM235 161H231V163L232 164H230V162L228 161V165H229V169H231V167H233L234 165L233 164H235ZM10 162V161H9ZM234 162V163H233ZM6 163V162H5ZM25 163V164H26ZM20 164H23L22 162L20 163ZM84 164V166L86 167V165ZM156 164V163H155ZM64 165V164H63ZM87 165V167H89ZM124 165V164H123ZM133 165V163L131 164V166ZM226 165H227V163H226ZM233 165V166H232ZM7 166V165H6ZM17 166H18V164H17ZM22 166H24V165H22ZM27 166H25V167H27ZM30 166V167H31ZM50 166V165H49ZM84 166H83V168H84ZM130 166V167H131ZM184 166V167H183ZM19 167V166H18ZM25 167H23V168H25ZM64 167H69V165H65ZM81 167V168H80ZM120 167H122V166H120ZM149 167V166H148ZM148 167L146 168V169H148ZM2 168V167H1ZM4 168H5V166H4ZM21 168V167H20ZM29 168V167H28ZM227 168V169H228ZM235 168V167H234ZM6 169V168H5ZM8 169V168H7ZM6 169V170H7ZM34 169H32V168H30V170H34ZM181 169V168H180ZM228 169V170H229ZM4 170V169H3ZM8 170H10V169H8ZM35 170H34V173H36L35 172ZM62 170V169H61ZM96 170H97V168H96ZM102 171V173H104V174H106V175H109L110 177H105V176H99V175H101L100 174V172ZM251 170V169H250ZM10 171V172H11ZM22 171V172H21ZM49 171V172H48ZM120 171H121V168H120ZM164 171V170H163ZM163 171L161 172V173H163ZM167 171V170H166ZM237 171V172H236ZM236 171H235V174L236 175H239L238 173H239V171L236 169ZM4 172H6V171H4ZM9 172V171H8ZM7 172V173H8ZM112 172V173H111ZM118 172V171H117ZM116 172V173H117ZM165 172V171H164ZM230 172V171H229ZM233 172H234V170H233ZM252 174L255 176V171L252 169ZM254 172V173H253ZM16 173V174H15ZM61 173H62V171H61ZM61 173L60 174H57L58 176H60L61 175ZM167 173V172H166ZM170 173H172V172H170ZM231 173V172H230ZM229 173V174H230ZM241 173V172H240ZM72 174V173H71ZM159 174V173H158ZM210 174V175H209ZM251 173L249 172V175H250ZM257 174V173H256ZM11 175V174H10ZM14 175L15 176H17V177H14ZM30 175L33 177V175H32V173H30ZM29 175V176H30ZM51 175V176H50ZM70 175V174H69ZM77 175V174H76ZM119 175H121V172H120V174ZM157 175V174H156ZM155 175V176H156ZM170 175V174H169ZM173 175V174H172ZM205 175V176H206ZM234 175V173H232V175L231 176H233ZM235 175V176H236ZM244 175V174H243ZM242 175V176H243ZM246 175V174H245ZM248 175V174H247ZM246 175V176H247ZM253 175H252V177H253ZM7 176V178H5ZM53 176V177H52ZM70 176H73V175H70ZM75 176V175H74ZM73 176V177H74ZM122 176V175H121ZM176 176H178V175H176ZM175 176V177H176ZM209 176V177H208ZM230 176V175H229ZM21 177V178H20ZM27 177V178H26ZM76 177V176H75ZM114 177H116V175L114 176ZM117 177H118V175H117ZM120 177V176H119ZM118 177V178H119ZM158 177V176H157ZM174 177V178H175ZM214 177V176H213ZM219 177V175L216 177V179H219L218 178ZM1 178V177H0ZM14 178H15V180L16 181H18V182H15V180H14ZM18 178H20V179H18ZM24 178H25V180H24ZM57 179H59L58 177H56ZM110 178L111 179H114V180H111V182H112V184L113 185H115V186H118V187H115V186H112V184L111 183H108V182H110ZM122 178H123V176H122ZM126 178H128V179H126ZM235 178V177H234ZM248 178V179H247ZM22 179V180H21ZM103 179H104V181L107 179V184H109V185H107V186H104V184H106V183H101L102 181H103ZM158 178H154V180H157ZM215 178H214V180H216ZM257 179V181H259L258 182V184H255V186L253 187H250L251 185H250V182H251V184L253 185V183H256L255 182V180ZM1 180V179H0ZM123 180V179H122ZM132 180L130 181V183L132 182ZM151 180V181H150ZM240 180V181H239ZM248 180V181H247ZM31 181H33V182H31ZM114 181V182H113ZM119 181H120V179H119ZM118 180H117V182H119ZM147 181H149V182H147ZM173 181V182H174ZM0 182H2V181H0ZM5 183H6V181H4ZM22 182H24V183H22ZM25 182H26V184H25ZM117 182H115L116 184H117ZM169 182V183H170ZM216 182V183H215ZM249 184V186L247 185V186H245V184ZM249 182V183H248ZM61 183V184H60ZM69 183H71V184H69ZM99 183H100V185H102V186H97V185H99ZM148 183H150V184H148ZM120 184V183H119ZM146 184V185H145ZM148 184V185H147ZM170 184V185H171ZM214 184H215V187H217V190H216V188L214 187ZM237 185V187L239 186V188H235V186ZM7 185V184H6ZM45 185H47L46 187H44ZM131 185V184H130ZM150 185V186H149ZM197 185V186H196ZM104 186V187H103ZM129 186V185H128ZM145 186V187H144ZM195 186L197 187L196 189H195ZM245 186V187H244ZM44 187V188H43ZM49 187V188H48ZM73 187H75V188H73ZM113 187H115L114 188V191H115V193H113V194H111V189H113ZM145 189H144V188ZM182 187H183V189H182ZM8 188V189H7ZM48 188V189H47ZM180 188V189H179ZM189 188V189H188ZM215 188V189H214ZM222 188V187H221ZM19 191H18V190ZM182 189V190H181ZM188 189V191H186ZM44 190V191H43ZM97 190V191H96ZM179 190H180V192H179ZM243 192H241V191ZM18 191V192H17ZM94 191H96V192H98V193H96V194H93V192ZM192 191V192H191ZM189 192H191V193H195L196 194V196H197V198H196V196H194L193 198H196V199H198V197H199V199H198V201H199V203H197V201H196V203H197V205L199 206V207H202L201 209H199V212L197 211L198 210V208H196V211H195V209H194V211H193V209H191L192 208V206H193V204H194V199H191V196H190V193ZM67 193H71V194H68L67 195ZM47 195V196H46ZM91 195V197H93L92 195H96V197L94 198V199H96V204H92V203H90L89 202V204L87 205V207L85 208V201L87 200V197H89ZM19 198V199H18ZM62 198V199H61ZM90 198V197H89ZM163 198V199H162ZM259 199V201H258V199ZM61 199V200H60ZM74 199V200H73ZM195 199V200H196ZM254 199H257V201L256 202H254ZM261 199V200H260ZM13 200V201H12ZM54 200V201H53ZM70 200H73V201H70ZM89 200V199H88ZM191 200H193V202L191 201ZM251 200V201H250ZM18 201V202H17ZM249 202V203H248ZM94 203V202H93ZM242 203V204H241ZM246 203V204H245ZM238 204H240L241 206H239L240 208H241V210L242 211H240L239 209H237L236 211H239L238 213H239V215H238V213L237 212H234L233 211V209H235V207H236V205H238ZM243 204H244V206H243ZM196 205V204H195ZM215 206V207H214ZM218 206L220 207V208H218ZM197 207V206H196ZM238 207V208H239ZM85 208V209H84ZM142 208H144V209H142ZM215 208H218V209H220V211H221V215H219V213L217 214V215H213L216 211L214 210ZM232 210H231V209ZM189 210H191V211H193V212H191L192 213V215H191V213L189 212ZM10 212H11V214H10ZM106 212V213H105ZM200 213V215H199V217H197V216H194V214H196L197 215V213ZM223 212V213H222ZM10 214V215H9ZM69 214V215H68ZM216 214V213H215ZM233 214L234 215H236V216H238V217H236V218H234V220H233V224H232V219H231V221H229L228 220V217H229V219L231 218L230 216H233ZM7 215V216H6ZM9 215V216H8ZM259 215H260V217H259ZM262 215V216H261ZM111 217H117L116 219H113L114 221H112V222H115V223H112V222H110L109 221V219H112ZM192 217H194V219L192 218ZM198 218V221L199 222H197L198 224H199V226H198V224H196L197 225V227L195 226L194 227V229H192L193 228V226L195 225V222L193 221V220H196L197 218ZM225 218H227V219H225ZM249 218H251V219H249ZM87 219V220H86ZM191 219H192V221H191ZM118 220V221H117ZM251 220V221H250ZM117 221V222H116ZM247 221H250V222H247ZM12 222H15V224L14 223H12ZM190 222H192V227H190V225L191 224H189ZM227 222H229V227L227 226L228 224H227ZM231 222V223H230ZM251 222V223H252ZM112 223V224H111ZM11 224H13V225H16L15 227H14V229H12V231H10V228L9 227H7L6 225H8V226H10ZM100 224V225H99ZM102 224H104V226L102 227L101 225ZM258 224V225H257ZM98 225V226H97ZM181 225V226H180ZM96 226V227H95ZM183 226V227H182ZM190 228H188V227ZM245 226V227H244ZM256 226L255 227H253V228H256ZM99 227H101L102 229H104L105 228V231H106V233L104 232V231H101L102 232V234H101V232H99ZM106 227H107V230H106ZM109 227H111L113 230V232H110L111 233V235H110V237L108 236V238H107V241L105 240V238H106V236L108 235V231L109 230H111ZM168 227V228H167ZM240 227H242V228H240ZM260 227V228H259ZM262 227H264V226H262ZM13 228V227H12ZM19 228V229H18ZM108 228H109V230H108ZM238 228H240V229H238ZM4 229H6V230H4ZM9 229V230H8ZM153 230V234H156V236L157 237H159L158 238V240L159 241H157V243L155 242V239H153V238H156L155 236L154 237H150L151 239H153V240H151L150 238V240L149 239H146L147 237H149L150 236V233L152 232V231H149V230ZM187 229H189V231L191 232H188V230ZM219 229H222V230H219ZM160 230H166L167 231V233H168V231H169V233L168 234H172L173 235V239H171V237H170V235H168L167 233V235L170 237H168V238H166V241H168V243H166V244H164L163 243V241L165 242V238H162V236H163V234H162V232H160ZM231 230H233V229H231ZM230 230V231H231ZM150 232V233H148V232ZM163 231V232H164ZM220 233H219V232ZM229 231V232H230ZM247 231V230H246ZM251 231V230H250ZM255 231V230H254ZM253 230H252V232H254ZM79 232H81V234H83V233H94L95 235H94V239H93V241L95 242V243H97L98 244V246H99V243H101L100 241V239H104L102 242H104L105 241V245H106V243L107 242H109L108 240H109V238H110V241L112 240L113 242H111L112 244L111 245H113L114 247H115V245L117 244V242H119L120 241V243H122L123 245H124V247H123V249L122 248H120V249H122V250H120L119 251V254H116L115 253V255H112V256H110L111 254H112V252H110V251H113V249L111 250L110 248V251H108V250H105L103 247V249H104V251H102V249L100 248H98V246H97V248L99 249L97 252H93V253H91V254H87V253H89V252H87V253H83L82 252V249L83 248H81V249H79L80 248V244H81V241L79 242V240H75V242H72L75 238H74V236H78V235H74L75 233H79ZM143 232H146V233H148V234H146V237H144V235L142 236V234H143ZM234 233V231H231L230 233H225L224 235L226 236L227 235V237L228 238H225L227 241L228 240H230V242L233 244H231V246H233L231 249H230V247H229V249L227 250V249H225V248H223V247H220L219 246V248H220V250H219V252L222 254L221 255V257H217V255H216V257L214 258V264H264V238H259V236H260V233H264V229H262V231L260 232H257L255 235H257V234H259V236H258V238L256 239L255 237H253V238H255V239H253V241H251V240H248V238L246 237V239H247V241L245 242L244 240H242V242H241V240H240V237L241 236H239V234H237V233ZM241 232H242V230H241ZM252 232H250V233H252ZM103 233L106 235H103ZM202 233V234H201ZM243 233V232H242ZM248 233V232H247ZM246 233V234H247ZM250 233H248V234H250ZM71 234V235H70ZM162 234V235H161ZM165 234V233H164ZM195 234V235H194ZM199 234H200V236H199ZM244 234V233H243ZM66 235V236H65ZM70 235V236H69ZM101 235H103V236H101ZM148 235V236H147ZM171 235V236H172ZM208 235V234H207ZM240 235H241V233H240ZM252 235V234H251ZM251 235H249V237L251 236ZM255 235H253V236H255ZM262 235H264V234H262ZM7 236V238H5ZM79 236H80V234H79ZM144 237L145 239H146V241H142L141 239H143L142 237ZM195 236H197V237H195ZM221 236V235H220ZM165 237V236H164ZM192 237H194L195 239H193ZM204 237H206L205 235H204ZM224 237V236H223ZM222 237V238H223ZM261 237V236H260ZM79 238V237H78ZM126 238H129V239H126ZM190 238L192 239V240H190ZM11 239V240H10ZM98 239H99V242H98ZM117 239V241L115 242L116 244H114V241ZM118 239H120L119 241H118ZM124 239V240H123ZM132 239H134V242H138V241H140V242H143V244L141 245V246H134V242H133V240ZM161 239H164V240H162V243H163V246L160 248V249H158V250H156V248H158V245L156 246V244H158V243H161ZM169 239H171L173 242H174V246L173 245H170V242H169ZM187 239H189V241H190V243L187 245L186 244V240ZM197 239V240H196ZM242 239H243V237H242ZM250 239V238H249ZM8 240L10 241V244L8 243ZM12 240H14V244H16V245H14L13 244V242H12ZM127 240H132V243L133 244H131V242H127L126 243V241ZM157 240V239H156ZM170 240V241H171ZM194 240V241H193ZM201 240H203V239H201ZM220 240V239H219ZM223 241L221 242V244L223 243L224 244V238L222 239ZM150 241V242H149ZM188 240H187V243L189 242ZM191 241H193V242H191ZM196 241V242H195ZM226 241V242H227ZM235 243H234V242ZM243 241H244V243H247L248 244V246H241L242 245V243H243ZM12 242V243H11ZM140 242H139V244H140ZM172 242V243H173ZM196 243V244H194L193 245V243ZM200 242V241H199ZM217 242V243H216ZM241 242V243H240ZM95 243H94V245H95ZM129 243V244H128ZM156 243V244H155ZM217 244V245H215L214 246V244ZM238 243V244H237ZM243 243V244H244ZM8 244H9V246H8ZM11 244H13V245H11ZM131 244V245H130ZM136 244V243H135ZM226 244V243H225ZM74 245V246H73ZM82 245H83V243H82ZM101 245V244H100ZM103 245H104V243H103ZM102 245V246H103ZM109 246H110V244H108ZM108 245L106 246V247H108ZM118 245V244H117ZM120 245V244H119ZM123 245H120V246H123ZM126 245H127V247H126ZM131 246V248H130V246ZM137 245V244H136ZM155 245V249L154 248H151L152 246H154ZM188 247H187V246ZM201 245V244H200ZM229 245H230V243H229ZM237 245H240V251L239 252H241L240 253V255L239 256H236V255H238V250L236 251V253L237 254H234V252H233V248H236V246ZM246 245V244H245ZM7 248H6V247ZM93 246V245H92ZM175 247V248H173V247ZM196 246V247H195ZM209 246V248L207 249V247ZM221 246H226V245H221ZM4 247V248H3ZM75 247V248H74ZM111 248H112V246H110ZM170 247H172L174 250H172V248H170ZM177 247V248H176ZM212 247V248H213ZM6 248V249H5ZM117 248V247H116ZM115 248V249H116ZM125 248H127V249H125ZM181 248H182V251H181ZM190 248V249H189ZM228 248V247H227ZM55 249H57V250H55ZM92 248H90V250H91ZM106 249H108V248H106ZM148 249H150V250H148ZM184 249V250H183ZM189 249V250H188ZM191 249H192V251H191ZM197 249V251L198 250H200V249H198V248H196ZM89 250V251H90ZM94 250V249H93ZM126 250V251H125ZM185 250H187V251H191L190 253H188V255L186 256L185 255ZM217 250H218V248H217ZM254 250V251H253ZM116 251V250H115ZM122 251H123V253H122ZM147 251V252H146ZM151 251V252H150ZM184 251V252H183ZM200 251H202V250H200ZM200 251L199 252H197V253H200ZM227 251V252H226ZM109 252H110V254H109ZM216 252V251H215ZM113 253H114V251H113ZM118 253V252H117ZM127 254L128 256H130V259H127V261H125V258H126V256L127 255H125V254ZM210 253V252H209ZM214 253V252H213ZM216 253H218V252H216ZM52 254V255H51ZM56 254H55V256H56ZM108 254H109V256H108ZM166 254V255H165ZM184 254V255H183ZM203 254V253H202ZM211 254V253H210ZM233 254H234V256H233ZM50 255V256H49ZM62 255H65L66 256V258H64V256H62ZM118 255V256H117ZM155 255H153V256H155ZM200 256H201V254H199ZM209 255V254H208ZM213 255H215V254H213ZM55 256H53L54 257V259H55ZM125 256V257H124ZM147 256H146V258H147ZM151 256V255H150ZM185 257V259L184 260H182V258H184ZM192 256V255H191ZM190 256V257H191ZM195 257L197 256V258L199 259V257L200 256H198L196 253H195V255H194ZM193 256V257H194ZM109 257L111 258V259H109ZM118 257V258H117ZM121 257H124L123 259H124V261L122 260V258ZM161 257V258H162ZM190 257L189 258H187L188 259V264H190V262H192L193 263V259L195 260V258H191L190 259ZM209 257H210V255H209ZM212 257V256H211ZM210 257V258H211ZM48 258V259H47ZM51 258V257H50ZM57 258V257H56ZM120 258V259H119ZM201 258H203L204 259V254L200 257V259ZM60 259V258H59ZM149 259H150V257H149ZM154 259H156V258H154ZM199 259V260H200ZM50 260H53V259H50ZM157 260V259H156ZM159 260V259H158ZM182 261V263H181V261ZM197 260V259H196ZM195 260V262L196 263H193V264H197V263H199L200 261H196ZM212 260V259H211ZM47 261H48V263H47ZM67 261V260H66ZM65 261V262H66ZM116 261V262H115ZM162 261V262H161ZM186 261V262H185ZM201 261H202V259H201ZM209 261H210V259H209ZM208 261V262H209ZM69 262V260L67 261V263ZM128 263V264H132V263ZM53 263V262H52ZM52 263H49V264H52ZM54 263H55V260H54ZM57 263V262H56ZM58 263H60L61 264V262H58ZM63 263H64V261H63ZM66 263V264H67ZM73 263V262H72ZM153 263H156V261L154 262L153 261ZM157 263H158V261H157ZM210 264H212V261H210L209 262ZM208 263V264H209ZM71 264V263H70ZM200 264V263H199ZM202 264H206L205 263V261L204 262H202Z\"/></svg>","mask_w":264,"mask_h":264}]
</instances>
